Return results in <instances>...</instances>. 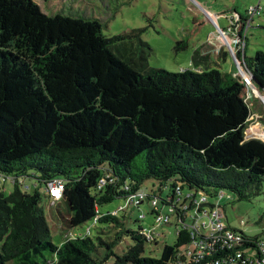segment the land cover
Listing matches in <instances>:
<instances>
[{"label": "trees", "instance_id": "1", "mask_svg": "<svg viewBox=\"0 0 264 264\" xmlns=\"http://www.w3.org/2000/svg\"><path fill=\"white\" fill-rule=\"evenodd\" d=\"M255 14H261L260 6ZM246 21L232 17V28L243 24L236 55L264 94V51L246 56ZM103 27L93 17L48 14L35 0H0V177L14 179L10 193L0 191V264H103L112 256L111 264H197L180 255L191 238L179 229L176 213V241L166 243L160 257L145 255L146 243L158 240L148 238V228L129 225L125 211L137 206L129 198L143 191L145 201L161 198L164 206L177 186L193 197L226 190L241 200L264 196V140L245 138L250 100L240 78L216 68L153 67L145 28L107 36ZM135 91L153 95L132 115L119 116L103 104ZM158 99L178 101L181 109L182 103L194 104L186 129L176 130L167 121L178 110L172 103L174 112L168 109L166 118L154 122ZM231 111L238 117L234 125L206 137L204 117L221 114L225 122ZM26 176L45 185L44 196L57 206L59 222L71 228L93 221L96 235L90 226L81 237L66 233L55 243L37 183L32 193L22 187ZM54 179L64 181L59 199L47 190ZM147 180L152 186L142 189ZM117 198L124 204L105 209ZM62 203L67 216L58 208ZM151 215L156 221L152 206ZM146 216L142 212L136 221ZM112 228L113 235L102 233ZM242 234L243 247L256 251L259 238ZM127 238L133 243L116 254L115 247Z\"/></svg>", "mask_w": 264, "mask_h": 264}, {"label": "rangeland", "instance_id": "2", "mask_svg": "<svg viewBox=\"0 0 264 264\" xmlns=\"http://www.w3.org/2000/svg\"><path fill=\"white\" fill-rule=\"evenodd\" d=\"M43 11L48 14L64 13L72 16L93 17L102 21L103 32L107 36H112L131 28H145L142 34L144 40L152 46V53L149 57V63L153 67L165 68L169 71H180L182 69H212L216 68L222 72L233 74L239 77L244 83V96L249 101V116L245 128V138H260L264 140V94L263 97L257 94L254 88L249 87L251 80L245 65L238 64L236 55L237 48L234 41L239 38L238 31L243 24L239 23L232 28V17L238 18V15L245 18L243 37L246 43V56L254 57L258 50L264 51V0H35ZM251 6H260L261 14H255L251 19L248 10ZM238 14V15H237ZM250 20V23L248 22ZM233 31V33H232ZM237 31V32H235ZM234 40V41H233ZM243 69L244 74L241 73ZM240 74V75H239ZM248 86V88H247ZM152 92L135 91L122 101L103 100L106 108L119 116L134 114L140 110L146 103L152 101ZM178 109L174 112L169 108ZM177 103V104H175ZM182 103L179 107L178 101H162L158 99L155 104L158 105V112L154 122H158L159 116L166 118L168 109H171L173 116L166 118L172 123L171 127H184L186 119L193 112L191 102ZM186 107V108H185ZM180 108V110H179ZM188 108V109H187ZM238 117L231 111L224 122L219 115L204 117L206 137H212L220 134L227 126H233ZM168 125V124H167ZM150 126V125H149ZM148 128L153 130V126ZM180 128L178 129V131ZM188 131V130H187ZM182 129L178 132L181 133ZM150 133H152L150 131ZM190 131L188 137L193 139ZM157 136V134H153ZM167 136V133H161ZM174 135V134H173ZM211 138V139H212ZM24 190L32 193L37 183L42 194V206L51 228L52 239L55 243H60L66 239V233L71 236H83L91 226L92 235H96V225L93 221H88L80 226L68 228L63 221L59 222L57 206L50 203L46 194L44 184H40L33 177H25ZM152 180H147L142 189L151 187ZM14 189L12 178L0 177V191L10 193ZM149 189V188H148ZM156 190L159 191L157 182ZM168 188L164 189L162 196L165 197ZM160 193V194H161ZM209 202L217 204L220 202L218 196L210 197ZM160 206L163 202L160 198ZM120 204H124V199L117 198L113 202L106 204L105 209H116ZM221 210L224 214V221L231 228L244 232L247 236L258 237L264 241V221H260V215L264 211V196H255L252 199L241 200L238 195L231 191H224V198L221 200ZM65 216L69 210L66 203L58 207ZM167 208V207H166ZM151 204L145 201L139 207L130 205L127 209L131 217L129 225L133 229H139L142 225L146 228H155L158 233V243L148 242L145 246V255L160 257L163 246L166 243L173 244L177 239V229L175 219L171 218L172 225L156 223L154 217L150 216ZM145 212L146 218L142 221L139 214ZM123 212L120 213V215ZM64 229H67L66 231ZM115 229L103 230L102 233L113 235ZM162 234V235H161ZM133 241L125 239L115 247L116 254H122L129 244ZM186 246L181 247V252L185 251ZM248 250V248H246ZM254 251V249H250ZM115 257H110L103 264H111ZM190 262V257H187ZM8 261L6 264H12Z\"/></svg>", "mask_w": 264, "mask_h": 264}, {"label": "built area", "instance_id": "3", "mask_svg": "<svg viewBox=\"0 0 264 264\" xmlns=\"http://www.w3.org/2000/svg\"><path fill=\"white\" fill-rule=\"evenodd\" d=\"M257 8L258 6L250 7L251 17L257 12ZM236 40H233L234 43H241L240 36ZM237 62L241 67L240 62ZM248 72L250 73V71ZM251 79L252 74L248 77V80ZM64 188L62 179H54L47 186L49 195L53 199H59ZM146 196V193L140 191L131 196L128 201L130 204L138 206L145 202ZM217 196L219 200H222L224 191L219 192ZM208 203L209 196L206 194L202 193L199 197H193L190 192L184 194L180 186H177V193L169 204L161 207L156 197L150 199L151 206L156 210V223L160 225L168 223L176 213L179 229L189 232L191 241L186 250L180 252L182 257L187 259L189 256L190 261L197 264H264V241L258 242L256 251L246 250L242 245L245 241L242 232L231 228L224 221L220 202L217 204ZM140 216L144 217L145 215L141 214ZM146 234L150 240L154 239V236L158 237L154 227L148 228Z\"/></svg>", "mask_w": 264, "mask_h": 264}, {"label": "water", "instance_id": "4", "mask_svg": "<svg viewBox=\"0 0 264 264\" xmlns=\"http://www.w3.org/2000/svg\"><path fill=\"white\" fill-rule=\"evenodd\" d=\"M250 86H251V88H254L256 91H258L257 88H256V84L255 83L251 82ZM257 94L259 96L263 97V93L258 91Z\"/></svg>", "mask_w": 264, "mask_h": 264}, {"label": "crops", "instance_id": "5", "mask_svg": "<svg viewBox=\"0 0 264 264\" xmlns=\"http://www.w3.org/2000/svg\"><path fill=\"white\" fill-rule=\"evenodd\" d=\"M220 203H221V200H220ZM175 226H176V224H175ZM158 234V233H157ZM159 235V234H158ZM162 235V234H161ZM156 238L158 239V237L156 236ZM158 243V242H157Z\"/></svg>", "mask_w": 264, "mask_h": 264}, {"label": "bare ground", "instance_id": "6", "mask_svg": "<svg viewBox=\"0 0 264 264\" xmlns=\"http://www.w3.org/2000/svg\"><path fill=\"white\" fill-rule=\"evenodd\" d=\"M241 73L244 74L243 69L241 70Z\"/></svg>", "mask_w": 264, "mask_h": 264}]
</instances>
